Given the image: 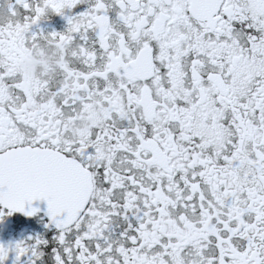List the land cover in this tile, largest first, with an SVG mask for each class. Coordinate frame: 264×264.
Returning a JSON list of instances; mask_svg holds the SVG:
<instances>
[{
	"label": "snow or ice",
	"instance_id": "6c2138e0",
	"mask_svg": "<svg viewBox=\"0 0 264 264\" xmlns=\"http://www.w3.org/2000/svg\"><path fill=\"white\" fill-rule=\"evenodd\" d=\"M17 214L0 264H264V0H0Z\"/></svg>",
	"mask_w": 264,
	"mask_h": 264
},
{
	"label": "flooded vegetation",
	"instance_id": "af4514ba",
	"mask_svg": "<svg viewBox=\"0 0 264 264\" xmlns=\"http://www.w3.org/2000/svg\"><path fill=\"white\" fill-rule=\"evenodd\" d=\"M82 9L87 6H81ZM40 27L46 31L56 30L62 31L66 27V22L60 17H51L47 21L41 22ZM35 63L31 67V71L35 72L41 65L46 66V60L43 53H39L35 57ZM37 231H43L42 224L35 219H28L19 214L7 218L3 225H0V242L7 243L9 241H16L26 236L33 235Z\"/></svg>",
	"mask_w": 264,
	"mask_h": 264
},
{
	"label": "clouds",
	"instance_id": "9594fccd",
	"mask_svg": "<svg viewBox=\"0 0 264 264\" xmlns=\"http://www.w3.org/2000/svg\"><path fill=\"white\" fill-rule=\"evenodd\" d=\"M35 57H32L29 59V61L27 62V64L25 65L26 67L30 68L32 67V65L35 63Z\"/></svg>",
	"mask_w": 264,
	"mask_h": 264
}]
</instances>
